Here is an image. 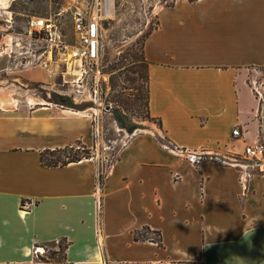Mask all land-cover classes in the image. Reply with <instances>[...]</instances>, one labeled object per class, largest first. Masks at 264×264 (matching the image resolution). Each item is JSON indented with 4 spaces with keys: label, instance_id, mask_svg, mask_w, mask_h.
<instances>
[{
    "label": "crops",
    "instance_id": "1",
    "mask_svg": "<svg viewBox=\"0 0 264 264\" xmlns=\"http://www.w3.org/2000/svg\"><path fill=\"white\" fill-rule=\"evenodd\" d=\"M158 21L143 50L158 123L104 170L85 115L0 108V264H52L35 251L61 241L64 264H264V167L245 189L215 157L259 138L248 71L264 68V0H181ZM166 143L206 153L194 163ZM79 144L93 157L42 165L43 151Z\"/></svg>",
    "mask_w": 264,
    "mask_h": 264
},
{
    "label": "rangeland",
    "instance_id": "2",
    "mask_svg": "<svg viewBox=\"0 0 264 264\" xmlns=\"http://www.w3.org/2000/svg\"><path fill=\"white\" fill-rule=\"evenodd\" d=\"M178 1L181 0H116V14L104 24L100 59L89 66L88 75L78 81L65 62L69 61L70 49L64 50L66 54L55 50L51 71L39 66H25V61L33 58V51L46 47L34 42L36 36L30 40V22L33 18L52 19L66 44L76 45L75 12L78 8H91L94 0L13 2L9 8L13 23L8 25L0 20V87L8 88L16 100L11 109L30 111L48 107L85 115L92 120L101 141L100 158L104 170L116 160L121 147L130 139L131 136L125 134L127 129L136 126L154 131L158 123L148 112V75L143 50L150 33L158 26V12ZM19 41L26 47L17 46ZM248 82L259 100L258 141L264 144V68L249 70ZM32 98L41 99L43 103L32 105ZM80 146L73 154L87 155L83 149L78 150ZM88 152L93 156L92 150ZM43 249L38 253L40 256L35 251L38 259L53 257L56 264L65 263L61 242Z\"/></svg>",
    "mask_w": 264,
    "mask_h": 264
},
{
    "label": "built area",
    "instance_id": "3",
    "mask_svg": "<svg viewBox=\"0 0 264 264\" xmlns=\"http://www.w3.org/2000/svg\"><path fill=\"white\" fill-rule=\"evenodd\" d=\"M116 14V0H94L91 8H78L74 15V31L78 42L76 45H67L62 32L55 22L49 18H33L30 22V40L36 36L35 43L45 44L37 51H33L32 59L25 61V66H39L43 69L52 70L53 54L56 49L62 54L64 50L69 51V61H65L68 70L73 72L75 80L82 79L88 75L89 66L100 59L105 34L104 24L111 20ZM0 20L10 25L13 23V13L9 9H0ZM17 46L26 47L21 41L16 42ZM28 58V57H27ZM77 65V67H76ZM77 78V79H76ZM97 137L98 134H96ZM242 135L239 129L234 130L233 138L238 139ZM166 148L177 154H187L189 159L198 163L203 153L186 152L170 143L165 144ZM212 156V155H211ZM223 164L237 166L241 170V181L243 187L255 175L257 170L264 167V144L257 141L255 144L247 145L242 155L215 156ZM42 252L41 248L36 249V254Z\"/></svg>",
    "mask_w": 264,
    "mask_h": 264
},
{
    "label": "trees",
    "instance_id": "4",
    "mask_svg": "<svg viewBox=\"0 0 264 264\" xmlns=\"http://www.w3.org/2000/svg\"><path fill=\"white\" fill-rule=\"evenodd\" d=\"M18 1V0H16ZM15 2V1H14ZM145 61V58H144ZM146 63V61H145ZM148 69V66H147ZM148 75V73H147ZM148 78V77H147ZM148 103V101H147ZM150 115V114H149ZM151 117V116H150ZM153 121L155 120L154 118H151ZM83 149V151H86L88 154L86 155H78L77 153L73 154V151L76 149V147H66V148H60V149H55V150H45L41 153V162L43 166L46 167H64L69 165L70 163H75V162H79L85 158H91L93 157L92 155H90V153L88 152V150L90 151V149H87L85 146H80L78 148V150ZM104 175L101 174L100 176V183L101 185L104 184ZM27 201L23 200V207L26 205ZM159 235V234H158ZM136 238L140 239V234H136ZM67 243H64L61 241V249L64 253V260L66 259V254L65 251L67 249ZM43 261L46 262H50L52 264H56L54 261L53 257H42Z\"/></svg>",
    "mask_w": 264,
    "mask_h": 264
},
{
    "label": "bare ground",
    "instance_id": "5",
    "mask_svg": "<svg viewBox=\"0 0 264 264\" xmlns=\"http://www.w3.org/2000/svg\"><path fill=\"white\" fill-rule=\"evenodd\" d=\"M4 9H8V8H4ZM30 103L33 105V104L43 103V101L41 99H33L32 98L30 100ZM15 105H16V100L11 97L10 90L8 88H5V87H0V108L5 109V110H9L11 108H14ZM43 108H45V107H43ZM120 131H122V130L120 129ZM127 131L128 132H125V134L131 136L129 129H127ZM139 132L140 133L141 132H148V130L141 129L140 127L139 128L136 127L135 130L133 131L132 135L139 133Z\"/></svg>",
    "mask_w": 264,
    "mask_h": 264
},
{
    "label": "water",
    "instance_id": "6",
    "mask_svg": "<svg viewBox=\"0 0 264 264\" xmlns=\"http://www.w3.org/2000/svg\"><path fill=\"white\" fill-rule=\"evenodd\" d=\"M120 125H121L122 127H125V123H123L122 121H120ZM135 128H136V126H135V127H131V128H129V131H130V133H131V136H132V133H133V131L135 130Z\"/></svg>",
    "mask_w": 264,
    "mask_h": 264
}]
</instances>
